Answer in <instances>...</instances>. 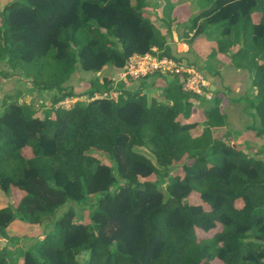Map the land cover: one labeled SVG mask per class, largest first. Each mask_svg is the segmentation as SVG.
Here are the masks:
<instances>
[{
	"label": "trees",
	"instance_id": "1",
	"mask_svg": "<svg viewBox=\"0 0 264 264\" xmlns=\"http://www.w3.org/2000/svg\"><path fill=\"white\" fill-rule=\"evenodd\" d=\"M135 1L11 0L0 10V64L23 69L34 89L53 93L43 115L14 94L0 105V193L7 198L0 235L18 222L51 227L24 249L20 264H80L83 251L87 264H264V159L219 136L227 123L220 101L201 109L203 122L191 118L184 99H205L183 90L187 73L164 78L163 100L138 89L161 72L130 85L104 76L87 93L74 91L78 67L124 70L131 56L154 47L181 62L169 28L148 14L154 3ZM198 2L203 8L184 35L221 27L217 51L252 72V91L237 101L256 111L262 134L264 0ZM231 34L239 41H226ZM96 93L107 95L56 107ZM152 176L163 177L166 188ZM93 197L88 222H77L72 207L59 213ZM0 264H14L2 246Z\"/></svg>",
	"mask_w": 264,
	"mask_h": 264
},
{
	"label": "rangeland",
	"instance_id": "2",
	"mask_svg": "<svg viewBox=\"0 0 264 264\" xmlns=\"http://www.w3.org/2000/svg\"><path fill=\"white\" fill-rule=\"evenodd\" d=\"M10 1L11 0H0V10L3 9L4 6ZM132 1L133 3L136 2L135 0ZM150 1L154 3V5L147 10L148 14L151 17V20H153L158 25H160L164 31H167V28L169 26L176 29L175 28L176 24L180 23L178 25H181V23L183 24L184 22H187L185 20L187 18L186 13L180 11L181 9L179 10L180 12L177 11L176 13H174L175 11L174 8L172 10H169L174 6L175 7L179 6L176 5L177 0H156L155 2L153 0ZM164 4H166V6L169 9L165 7ZM169 11H170V15L172 14V19L170 21L168 17ZM188 24L189 23L187 22L185 26ZM220 29L221 27L218 26L213 27L212 28L213 34H209L207 36L205 35L206 39H211L212 41H214L215 37L219 34ZM179 30L181 32L182 31L185 32V30L182 27L178 28V31ZM176 44L177 43H174V45H172V47L174 46L173 47L174 51L179 49V45L176 47ZM203 48L204 47H201L200 50H203ZM171 51L174 52L173 50ZM159 52L160 51L158 50V48L154 47L153 52L150 53V56L151 57L156 56L157 54H159ZM174 54L175 56L178 55L177 52H174ZM178 58H182L181 62L186 60L183 57H178ZM260 58L262 59V57ZM193 65H195L197 69H199L201 72L205 74V76L209 81V84L211 85L213 80L212 77H214L216 71L209 72L211 73L209 74L208 71H205V69H203L202 67L198 68L196 63L193 62ZM170 68L171 69H168L166 71H159V73L161 72V77H160L161 79H158L156 81L151 79L149 83L150 85L148 87L141 85V87H139L138 89H140L141 92L148 93L152 97H156L159 100H163L161 96L165 93V88L167 86V82L166 80H164V78H166L167 80H172L173 73H176V71H174L172 67ZM6 71H9L11 75H6L5 74ZM24 73L25 72L23 69L9 68L5 64H0V105H2L5 96L14 94L16 97H19V100L21 102H28V103L31 102L37 108L38 113H40V115H43L47 109V105H50L51 103L53 93H49L48 91L43 89L41 90L34 89L30 83V80L26 78ZM126 73H127L126 69L123 70L112 67L104 69L103 71L100 72L85 71L81 67H78L72 75L71 84L74 88V91L77 94H81V93L85 94L94 88V86L92 85L93 81L98 80L102 82L104 76L116 77V75L119 76L118 77L119 79L125 77ZM248 73L250 76H252V72L250 70H248ZM240 76L242 75H238V77ZM141 84L143 83L141 82ZM134 86L138 87V84L136 85V83H134ZM234 87L224 89L226 94L229 96H236L241 98L247 93L252 91V83L249 82L247 83L245 80L242 83V85L238 87L236 86ZM207 93L212 98L215 97L213 95V92H207ZM218 97L219 98H215V101L214 99L205 101L207 99L195 100L193 96H190L189 98L184 99V101L188 99L191 102V104L187 107V112L191 114V118L193 119L199 118L200 116L201 121L203 122L205 118L203 115L199 114V110L206 107H211L210 105H214L216 99L221 102L220 105L224 102L229 103L232 101L231 98L229 99V97H225L224 94H220V96ZM239 98H236L234 100L235 109L233 111H230V118H231L230 124H228L227 122L224 127L217 128V133L219 134L220 137H223L224 135L228 136V138H230V140L235 146L238 145L246 152H250L251 154L257 155L259 158L264 159V133L258 134L256 131L259 128H261L259 116L257 115L254 109L245 110L244 107L246 103L237 101ZM85 101H89L88 96L86 95L73 98V100L71 101V103L68 104V106L69 108H71L74 106V104H76V102L86 103ZM238 116L241 119H238ZM248 124H250L251 126L250 125L248 126ZM252 125L254 127H252ZM198 128L200 129L201 126H199ZM141 149L144 150L143 148ZM150 179H154V180L159 179L162 183V187L164 189L166 188L167 183L163 180V177L152 176ZM19 197L20 196L17 192L15 196H10L9 201L12 203L14 202L17 203ZM6 201L7 198L4 197L2 193H0V208L5 206ZM95 203H96V197H93L89 203H78L75 201H71L65 206H63L59 211V213L65 212L70 207H72L76 212L75 220L77 222H85V221L88 222L89 215L91 211L95 208ZM44 224L24 225L23 223L18 222L9 227L7 233L8 236L1 237L0 235V246L6 248V253L14 264H20L23 258L24 249L32 247L36 243L37 238L43 235L44 231L51 229V227H49L47 224L45 225ZM77 259L80 262V264H87L89 259V254L86 251H83L77 255Z\"/></svg>",
	"mask_w": 264,
	"mask_h": 264
},
{
	"label": "crops",
	"instance_id": "3",
	"mask_svg": "<svg viewBox=\"0 0 264 264\" xmlns=\"http://www.w3.org/2000/svg\"><path fill=\"white\" fill-rule=\"evenodd\" d=\"M176 5H179L180 7L178 6L179 7L178 8L174 6L175 9L174 13H176L181 9L180 11L186 13L187 18L185 20L187 22H189L190 18H192L203 8L202 4H199L198 0H177ZM168 17L170 21L172 19V14L170 15V11L168 13ZM187 22H184L183 24L181 23V25H178L180 23L176 24L175 27L176 29H174L173 27H168L169 28L168 43L173 51H174L173 49L174 46L172 47V45H174V43H177L176 47L179 45V49L174 51L178 53V55H176L177 57H183L186 60H190L196 63L197 66L202 67L203 69H205V71H208V73L216 71L214 77H212L213 80L210 85V89L211 91L214 92L213 94L214 96H216L217 94H219L217 96H220V94H224L225 97H229V99L230 98L232 99L233 102L230 100L231 102L229 103L224 102L220 105L221 109L227 114V122L228 124H230L231 122L230 111H233L235 109L234 100L239 97L227 95L224 89L233 88L234 86L238 87L242 85L244 80L247 83L248 82L252 83V79H251L252 76L249 75L248 69H240L236 67L231 61L232 58L231 55H228L227 53L224 52H218L217 44L215 43V41H212L211 39H206V37L203 34H201V36L196 38V36H194L195 30L191 31L188 36L184 35V31L182 32L180 30L178 31V28L180 27H182L185 30V28L188 26V25L185 26ZM225 39L226 41H230V42L239 41V39L235 37V34L226 36ZM240 41L241 43H243V38H241ZM201 47H204L203 50L205 51L200 50ZM238 75H242V76L238 77ZM160 77L161 75L158 74L155 77L150 78L148 81L150 83L151 79L156 81L158 79H161ZM216 92L219 93L216 94ZM210 106L212 107L213 105ZM244 109L245 110L247 109V103L245 104ZM200 113L201 110H199V114ZM238 119L241 118L238 116ZM249 125L250 124H248V126Z\"/></svg>",
	"mask_w": 264,
	"mask_h": 264
},
{
	"label": "built area",
	"instance_id": "4",
	"mask_svg": "<svg viewBox=\"0 0 264 264\" xmlns=\"http://www.w3.org/2000/svg\"><path fill=\"white\" fill-rule=\"evenodd\" d=\"M160 51V50H159ZM162 51L159 52L156 56H150V53L145 55L135 54L131 56L128 60V63L125 67L126 76L122 79L127 85H130V81L134 79H139L149 74H154L159 71H166L171 69L172 67L176 73H187L185 77L182 76L180 83L182 84V88L185 92L196 94L201 98L210 100L211 96L208 95L207 92H212L210 89V84L203 72H201L193 63L185 60L183 62H178L173 58H169L165 55L161 56ZM124 69V70H125ZM100 95V96H99ZM107 94H98L89 100H93L95 98H103ZM110 96L117 100L119 96V92L112 91L110 92ZM81 97V96H80ZM73 98L77 97H66L61 100L56 107L60 108H69L68 104L71 103Z\"/></svg>",
	"mask_w": 264,
	"mask_h": 264
},
{
	"label": "water",
	"instance_id": "5",
	"mask_svg": "<svg viewBox=\"0 0 264 264\" xmlns=\"http://www.w3.org/2000/svg\"><path fill=\"white\" fill-rule=\"evenodd\" d=\"M118 77H119V76H117V75H116V77H115V78H118Z\"/></svg>",
	"mask_w": 264,
	"mask_h": 264
}]
</instances>
